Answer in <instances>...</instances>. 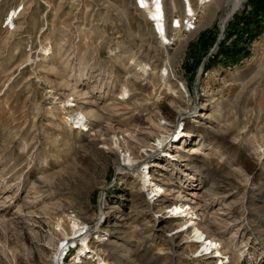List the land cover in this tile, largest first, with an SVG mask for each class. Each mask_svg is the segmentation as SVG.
I'll return each mask as SVG.
<instances>
[{"label":"rangeland","instance_id":"1","mask_svg":"<svg viewBox=\"0 0 264 264\" xmlns=\"http://www.w3.org/2000/svg\"><path fill=\"white\" fill-rule=\"evenodd\" d=\"M232 1L164 47L132 0H0V264H51L63 215L107 264H220L177 231L184 220L157 218L175 201L224 264H264V0H241L221 25ZM179 7L166 0L167 15Z\"/></svg>","mask_w":264,"mask_h":264},{"label":"bare ground","instance_id":"2","mask_svg":"<svg viewBox=\"0 0 264 264\" xmlns=\"http://www.w3.org/2000/svg\"><path fill=\"white\" fill-rule=\"evenodd\" d=\"M196 9H199V13H203V9L207 6H202L201 0H190ZM189 0H186L187 4L185 5L183 0H179L181 10V15L177 17H173L171 13L170 15L166 14V17L169 18V35L167 36L166 31V17L163 11L162 7V0H132V3L135 4L136 8H142V14L149 24L152 22V25H149L150 30L152 33H155V29L161 36L160 45L162 43L165 44H171V42H174L175 36L178 35V31L175 30V28L181 27L183 24V20L186 19L187 15L192 14V8H191V2ZM177 2V1H176ZM241 0H233L232 1V7L230 12L226 15V17L222 20V24L228 19L230 14L238 7ZM172 8L175 7V3L171 1ZM140 6V7H138ZM18 7L16 6L14 9L8 10L5 14L4 21L10 26L11 30L15 29V21L19 17L18 13ZM179 7V9H180ZM23 7L21 6V10ZM181 16L183 18H181ZM181 20V22H180ZM3 21V23H4ZM155 24V28L154 25ZM187 24H191L188 22ZM153 26V27H152ZM222 28V26H221ZM40 54L42 57H47L51 52V47L49 45H44L40 47ZM130 64H134L133 59H130ZM145 66V65H143ZM143 66L140 64V70L145 74V69H143ZM167 76L166 69L162 70V73L158 76L161 78V80H164V76ZM66 106L67 104H70L69 100H65ZM63 105V104H62ZM72 106L71 104L69 105ZM68 107V106H67ZM69 108V107H68ZM84 115L81 111L73 110L71 114L68 115V120L71 122V125H74L73 129L83 130L87 131V125L84 121ZM177 121V120H176ZM177 132V130L173 131V134ZM180 130L176 133V138L179 137ZM173 137V135H172ZM117 147V146H116ZM125 156V154H123ZM126 157V156H125ZM126 161L129 163L133 159H130V157H126ZM125 161V158L123 159ZM144 163H141L137 168H135V172L137 173L138 177L140 178L142 182V186L148 187L149 186V176L147 167H143L140 171V168L142 167ZM126 169L125 167H121L119 163L115 164V170L121 171ZM150 187V186H149ZM154 189L152 187L150 188L149 194H156V192L160 191L161 189L156 188L155 185H153ZM190 215V209L188 207H185V205L180 204L178 201H175L174 203L165 206L163 211L157 216L158 219H173V220H184L183 224H180L177 227V231H183V230H189L190 233V239L193 243L199 244L201 246V249L199 250L200 253L206 252V253H213V258H219L220 264H224L228 260V256L224 253V250L222 248H218V243L216 242L215 238L206 236V234L199 229L197 226V223L193 221L192 214L189 217V219H186V217ZM121 218V217H120ZM55 221L53 224V229L55 232L58 233V239H54L55 241H52V244L50 245L51 248V255H50V261L51 264H83L86 260L94 259L97 264H107L102 258H100L97 253L92 250V248L89 246V240L87 238V225L82 223L78 218L71 215H63V217H57L54 219ZM159 231H165L163 229H158ZM113 232H105V235L112 234ZM162 233V232H161ZM188 233V234H189ZM51 234V233H50ZM103 235H99L95 237V239L99 242L100 240H105L103 238ZM99 237L101 239H99ZM86 238V246L82 247V241L81 239ZM199 246V247H200ZM68 248H73L75 250L74 254L68 261H64L65 254L67 252ZM198 248H195L193 254L197 253ZM199 253V252H198ZM192 255V254H191ZM198 255V254H197Z\"/></svg>","mask_w":264,"mask_h":264},{"label":"built area","instance_id":"3","mask_svg":"<svg viewBox=\"0 0 264 264\" xmlns=\"http://www.w3.org/2000/svg\"><path fill=\"white\" fill-rule=\"evenodd\" d=\"M201 1H202V3H201L202 6H209L214 0H201ZM183 2H184L185 5L187 4L186 0H183ZM138 7H140V6H138ZM162 7H163V11H164V14H165V17H166V14H167V12H166V0H162ZM133 8L138 13H141L142 10H143L142 8H138L137 9L134 3H133ZM191 8H192V14L186 16V19L183 20V24H182L181 27L175 28V30H177L178 33H180V34H191L192 32H194L197 29L198 22H199V17H200L199 9H196L195 6H194V4L192 2H191ZM21 11L22 10H21V6H20V7H18V13L20 14ZM181 18H183V17L181 16ZM180 22H181V20H180ZM188 22H190L191 24H187ZM151 23L152 22H150L149 25H152ZM165 24H166V31H165V33L168 36L170 31L168 29L169 23L167 22V17H166ZM153 25H154V28H155V24L154 23H153ZM3 28L6 29V30H11L10 29V26H8V24L5 21L3 23ZM153 34L155 36V39L157 41H159V43H160L161 36L159 35V33L157 32L156 29H155V33H153ZM173 43L174 42H171V44L162 43V46L169 47V46H172ZM71 250H74V249L73 248H68L67 249V252L65 254V259H66L68 253Z\"/></svg>","mask_w":264,"mask_h":264}]
</instances>
